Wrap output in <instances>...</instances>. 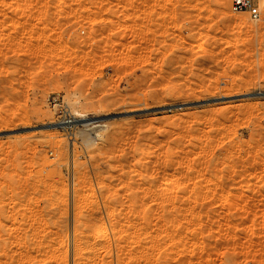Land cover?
<instances>
[{
  "label": "rangeland",
  "instance_id": "1",
  "mask_svg": "<svg viewBox=\"0 0 264 264\" xmlns=\"http://www.w3.org/2000/svg\"><path fill=\"white\" fill-rule=\"evenodd\" d=\"M138 262L264 264V17L0 0V264Z\"/></svg>",
  "mask_w": 264,
  "mask_h": 264
},
{
  "label": "bare ground",
  "instance_id": "2",
  "mask_svg": "<svg viewBox=\"0 0 264 264\" xmlns=\"http://www.w3.org/2000/svg\"><path fill=\"white\" fill-rule=\"evenodd\" d=\"M242 25H238V31L240 32L241 30H242ZM208 49V46L205 44V43H200V44H198V45H196V48H195V52L198 54H202L203 52H205L206 50ZM73 123L74 122H77L76 120L74 121H72ZM73 123H65V122H61V123H55L54 125H52V127H60V128H66L67 126H73ZM78 123V122H77ZM76 124V123H75ZM170 179V178H169ZM173 180H174V178L172 177V180H170V182H168V183H164V187H166L167 188V186H169V185H171V183L173 182ZM175 181V180H174ZM165 182H167V180H165ZM174 183V182H173ZM163 185V184H162ZM171 186H173V185H171ZM169 188V187H168ZM86 189V188H85ZM84 189V190H85ZM82 191V198L86 201V203H85V201H84V205H86V204H89V202L87 203V201L89 200L87 197H85L87 194V192L88 191ZM87 190V189H86ZM91 190V189H90ZM90 193V192H89ZM84 195V196H83ZM80 197V198H81ZM79 198V199H80ZM81 198V199H82ZM83 199H82V201H83ZM88 199V200H87ZM79 202H81V201H79ZM82 204V203H81ZM78 205H80V203L78 204ZM83 205V204H82ZM90 205H92L91 204V202H90V204H89V207H90ZM88 206V205H87ZM84 207V206H83ZM88 207V208H89ZM81 208H82V206H81ZM85 208V207H84ZM109 216H113V214H112V212H109V215H108V217ZM110 218V217H109ZM109 218H103V217H100V218H96V220L95 221H92V222H90V220H84L83 221V227L87 230H89V227H91L92 229H90L91 230V233H86L87 235H85V229H84V231L83 230H80V234L79 233H77V237L82 241V243H83V241L84 242H86V244H92L93 242H97V243H99L101 246H104V245H108V241H107V238L105 237L106 235V233L111 229V223H110V220H109ZM94 220V219H93ZM82 226V225H81ZM115 229V228H114ZM81 231H83V232H81ZM147 233V232H146ZM152 232H150L149 234H151ZM145 234V233H144ZM141 235H143V234H141ZM141 235L139 236L140 238L139 239H141ZM152 235V234H151ZM144 237H146V236H144ZM152 237H153V235H152ZM119 238H120V236H119ZM158 238V237H157ZM78 239V241L80 242V240ZM143 239V238H142ZM150 239V238H149ZM148 239V240H149ZM156 239V238H155ZM150 242H151V239L149 240ZM153 241H155V240H153L152 239V242ZM158 241H159V239H158ZM94 243V244H95ZM154 243V242H153ZM105 247V246H104ZM157 260V259H156ZM139 264H140V262H138ZM153 263V262H152Z\"/></svg>",
  "mask_w": 264,
  "mask_h": 264
},
{
  "label": "built area",
  "instance_id": "3",
  "mask_svg": "<svg viewBox=\"0 0 264 264\" xmlns=\"http://www.w3.org/2000/svg\"><path fill=\"white\" fill-rule=\"evenodd\" d=\"M231 11L234 14H247L253 21L264 17V0H231ZM51 104L58 109L61 119L65 123H73L71 112L59 96L53 97Z\"/></svg>",
  "mask_w": 264,
  "mask_h": 264
}]
</instances>
